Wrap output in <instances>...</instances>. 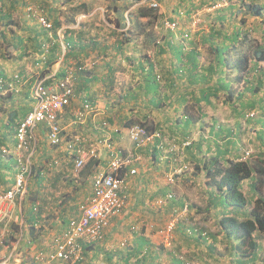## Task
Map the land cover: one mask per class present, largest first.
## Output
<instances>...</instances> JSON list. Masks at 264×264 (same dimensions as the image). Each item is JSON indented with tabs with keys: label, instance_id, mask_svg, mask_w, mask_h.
Here are the masks:
<instances>
[{
	"label": "trees",
	"instance_id": "1",
	"mask_svg": "<svg viewBox=\"0 0 264 264\" xmlns=\"http://www.w3.org/2000/svg\"><path fill=\"white\" fill-rule=\"evenodd\" d=\"M65 1L73 3L75 0ZM76 1L72 6L68 5L70 9V14L67 17L68 22L74 23L77 14L88 13L91 8V5L86 1ZM112 1V9L117 13L115 28L123 29L116 41L123 42L120 39L124 35L123 40L127 41L129 45L130 41H132L131 34L133 30H136L144 35V44L154 47L156 57L158 56V59L152 61L148 55H142L144 59L137 64H134L131 57H124L127 64L132 65L134 70L141 73L143 77L139 83V89L131 92L130 96L123 98L125 103H137L138 96L143 91L145 102L151 109L155 108L157 111L164 112L169 107L178 116H176V120L172 118L171 122L173 124L169 123V120L164 123L159 120H149V112H152L149 109V112L142 113L144 115L142 119L131 117L122 122L123 126H117L114 132L118 134V139L113 134L111 139L118 143V140L121 141L125 138L127 129L134 124L143 125L149 131L161 132L162 137L150 143L149 147L145 145L143 147L145 150L141 148L132 149V151L140 154L143 159L170 161L171 165L175 167L180 165L191 167V169L184 168L178 172L175 175L176 182L179 181V177L182 174L188 176L187 173H189L193 178L202 175L209 200L204 211L209 214V217L214 218L215 225L214 231H211L209 227L205 228L202 226L201 228V224L195 221V214H193L192 210L196 208L197 211L201 212L203 209L197 208L194 203L190 202L187 195L178 194L175 189L176 184H168L165 178L167 187L164 194L156 199V204H158L159 200H166L165 204L162 203L159 206H167V214L171 213L174 215L175 209L179 210L184 206L188 207V212L175 224L170 234L172 244L170 246L166 245V247L163 243L160 247L158 246L156 251L150 249L145 257L136 261V264H163L164 261L161 259L164 256L170 261V264H192L191 260L194 257L204 260V264H211L209 259L214 258L215 246L208 244L205 251L201 248V250L197 251V246L202 241H204L202 243H209V240L217 241L218 236L222 237L225 248L231 254L235 256L253 255L251 258L253 261L260 259L259 251L263 247L259 239H264V148H259L247 160H243L237 150L241 147L239 140L242 122L244 120L248 123L249 120L257 117V113L254 111V107L257 104L262 105L263 117L260 120L264 122V0H239L238 2L234 0H178L176 5L172 6L174 14L169 17V19H178L182 22L180 28L176 30L164 27L163 22L165 19L163 22L161 20L165 18V15L160 13L159 5L152 6L151 3L140 4L141 0ZM161 1L163 0H159L160 4ZM224 1H227V3L225 2L226 4H224ZM137 3L139 5L133 11H129V21H126L124 13L133 4ZM39 4L43 14L52 23V27H43L36 21V25L31 29L33 34H31L29 41L39 54V60L48 66H52L59 57L56 43L53 44V39L56 38L54 33L57 32V27L61 25V19L53 13L56 10L51 8L50 4L46 5L47 7L42 3ZM206 6L214 8L202 14V21L198 23L197 28L195 30L191 29L192 13ZM168 12H171V10ZM144 19L148 21H143ZM1 21L9 25L14 23L10 16L5 13L4 0H0ZM154 21L160 24L162 29L160 30V36L153 32L152 25ZM127 22H129V25ZM86 31L88 35L90 30ZM179 35L185 38L184 42H179ZM93 37L95 38L94 40L92 39ZM92 38L90 40L93 45L97 43L100 45V41L97 40L96 36H92ZM47 44L49 45L48 47H46ZM113 45L114 42L107 44V46L102 48V52L106 54L108 50L105 48H111ZM73 47L74 45L71 44L70 49ZM164 54H166V57L170 55L165 58L171 59L169 66H163L160 73H155L154 68H158V64L164 63L161 62L163 59L161 57ZM86 61H83V64L80 62L77 66L82 79L88 78L87 74H90L92 67L97 64H91L92 67H87L84 70L83 65L86 63L90 65ZM113 67L115 68H110L112 75L117 68H121V65L117 64V66L113 65ZM70 72L75 79L72 99L77 94H80V91H83L84 95L81 96V103L78 109L84 113L88 110L86 105L92 109L89 114L84 116V120H79L73 114V125L82 126L87 122L96 104L94 95L88 93L89 86L87 85L84 90V86L79 84L80 80L73 70L58 71L56 78L54 77L55 80L49 78L45 80V84L48 86L52 85L54 81L58 82L64 79ZM21 78L20 74L18 77H14L15 81H19ZM6 80L8 78L2 74L0 77L1 91L8 87L5 84ZM36 80L38 79L27 82L30 87L28 89L23 85L21 91L15 93L8 90L7 94L4 95V98H9L11 102L17 96L21 98L22 95L23 99L27 100L25 101L26 107H18L13 102V106L8 108L1 105L0 102V121L2 120L3 122L5 132H13L18 121L31 109L30 107L26 110L30 106L27 102H31L30 89ZM179 83L181 84L180 87ZM236 83H242V89L234 88ZM162 89L165 92H162ZM221 93L225 95L222 103L227 105L224 119H233L231 124H222L216 113H213L212 116L215 117H212L209 122L205 121L211 110H218L219 106L223 105L219 102V98L222 97ZM109 100H111L112 105L113 103L119 104L122 102L117 101L116 103V100H112L111 96H109ZM0 101H2V98H0ZM69 106L65 108L64 112L67 111ZM229 109L230 111L228 112ZM251 112H254L253 116L249 115ZM61 124L63 126V123ZM198 128L203 133H201L200 139L195 141L192 136L194 135L193 132ZM39 129L42 131L40 134H43L47 140L48 125L42 123L37 131ZM62 134L64 136L63 142L74 137L90 139L76 130L68 133L64 126ZM223 134L227 137L230 136V138L222 144L217 141V138ZM123 135L124 138L122 137ZM234 136H236V139H232ZM105 137L98 138L104 139ZM262 137L263 139H261ZM261 138L259 139L264 146V134ZM186 139H191V144L183 147L182 144ZM159 142L162 143L161 146H157ZM5 144L7 145L8 143H5L4 140L0 141V146ZM173 144H176L180 151H164L171 148ZM120 146L119 148L123 154L129 151L126 147L122 148L123 146ZM146 149L148 150L146 151ZM109 156L110 154L107 152L108 164ZM179 157L181 161L178 163L176 159ZM174 161L175 163H173ZM138 163V161H135L121 170V176L126 181L125 194L127 197V182L131 176L135 175L130 173V170L133 167L138 170ZM4 168L17 172V162L14 154L0 156V170ZM34 168L35 174L31 180L34 179L38 187L41 186L45 191L47 186L52 188L49 193H44L40 189L32 191L28 195L27 199L31 200V204L24 210V229L30 231V235H33L34 238H39L40 234L36 233L37 226H42V221L45 217L52 216L54 218V212H52V215L50 213L51 209L57 207V205H69V199H74L76 202H79L80 198L82 199L74 207L75 211H77L74 216L70 217L68 213L64 214L61 212L63 214L60 215L59 223L54 219L56 223L53 224L52 229H55L56 234H58L66 228L71 218L79 214L81 203L92 193L90 182L100 168L97 161L93 159L86 163L79 172V177H74L71 169L68 168L50 170L44 164ZM0 181H8L5 179V174L0 173ZM246 185L252 192L251 194L245 192ZM9 187L6 186L4 189L7 190ZM62 187L67 189V191H61ZM171 193L173 195L170 197ZM253 193L257 194L254 195ZM47 201L50 202L48 208ZM36 204H38V208L37 211H34L33 207ZM71 210H73L72 206ZM196 210L195 213L197 214ZM122 213L115 216L112 222L115 218L121 216ZM10 227V234L6 235V237L11 238L13 242L18 241L19 225L11 223ZM110 227L111 225L108 230ZM133 230V232L140 231L139 228H134ZM107 233L102 241L106 239ZM102 241L85 246L84 258L87 250ZM6 242L5 245L9 243V241ZM5 245L0 241V252ZM262 261L264 263V257Z\"/></svg>",
	"mask_w": 264,
	"mask_h": 264
},
{
	"label": "crops",
	"instance_id": "2",
	"mask_svg": "<svg viewBox=\"0 0 264 264\" xmlns=\"http://www.w3.org/2000/svg\"><path fill=\"white\" fill-rule=\"evenodd\" d=\"M76 2V0L73 1V3L66 2L65 0H4L5 13L10 16L12 21H14V23L10 25L2 21L0 22V77L3 74L8 78V80L5 81V84L8 87L2 89V91L0 90V98H2L5 107L11 108L13 106V102L8 103L6 102L8 101V98H4V94L8 90L16 93L18 91H21L23 85L26 86L27 89L30 88L27 83L28 81H33L39 78L44 80L53 78L55 80V76L57 75L58 71L61 72L73 70L80 80L79 84L84 86V90L86 89L87 85L89 86L88 93L94 95L96 104L87 122L82 126H74L73 113L76 111V109H78V106L81 103V96L84 95L83 91H80V94H77L72 99L71 105L67 108V111L60 115L61 123H63V126L68 133L72 130H76L84 136L94 139L98 137L103 138L104 136L112 137L113 134V136H117L116 138L118 139V134L114 133L117 126H123L122 122L131 117L142 119V116H144L142 113L149 112V109L152 110V112H149V120L154 119L162 121L164 123L166 119L161 117L162 114L157 111V109H151L149 106H147L143 91H141L140 95L138 96L139 99L137 100V103L133 102L130 104H126L125 100L123 99L125 96H130L131 92L139 89V83L143 78L142 74L136 72L134 70V67L130 64H127L124 58L126 56L131 57L134 64H137L140 60L144 59L141 55H146V53L141 54L139 52L137 46L140 45V41H138L139 39H134L144 38V35L140 34L138 31L133 30L131 34L132 41H130L131 43L129 45L127 44V41L123 40L124 35L120 39L123 42L116 41V38L119 37L123 29H116V32L113 31V35L111 34V37L114 38L117 43L114 41V45L111 48H105L106 50H108L106 54L112 53V56L104 58L106 60L103 61H99L98 59H96L97 64L93 67L92 65H87L88 63L83 65L84 70H86L87 67H92V69L90 70V74H87L88 78H81V74H79L77 68L79 63H82L86 60L88 61L90 57H94V55L96 54L105 55V53L102 52V48L109 44L110 40L108 39L110 35H104L103 32H94L92 22L94 23L95 18L92 17L93 10L91 4V8L88 13H79L75 16L74 23L68 22L67 17L70 14L68 5L72 6ZM39 3H42L45 6L50 4L51 8H54L56 10L53 11V13L55 15H58V17H60L61 19V25L57 27V32L54 33V37L56 36V38L53 39V44L56 43L57 54L59 55V57L52 66H48L47 64H44L39 60V54L34 50V48L31 46V42L29 41L31 34H33L31 29L34 27V25H36V20L34 18L33 20L29 13L26 12V10H28L30 6L37 5ZM38 6H40V4ZM82 16L84 17V19H79V17ZM96 24H98L97 21ZM86 30H90V33L88 35L86 34ZM96 34H98V36L100 37V39H97L98 41H100V45L99 43H97L96 45H93L91 43L90 38H92V36L97 37ZM160 35L161 34L159 31L157 33V36ZM92 39L94 40L95 38L93 37ZM66 43H71L72 45H74V47L66 51L63 48ZM137 43L139 45H137ZM115 55L118 58V62H120L118 64L121 65V68H117L115 73L112 75L110 73V68H115L113 67L114 64L112 63V61L115 60ZM148 56L152 61L158 59V56L156 57L154 47L150 49ZM167 57L166 54L161 57L163 58L161 62L164 63L158 64V68H154L155 73H160L163 66H169V61L171 59H165ZM19 74L22 77L21 80L15 81L16 79H14L13 76ZM53 83H55V81ZM180 86L181 84L179 83V87ZM162 92H165V90L162 89ZM109 96H111L112 100H116V103L117 101L122 102L119 104L113 103L112 105L111 100H109ZM19 99L20 96H17V98L15 99L16 104ZM168 112L170 114V116L168 117L170 118L173 116L172 118L176 120V116H178V114L173 112V110L169 107ZM171 120H169V123H172ZM229 121L230 120H228V122ZM221 123L225 124V121H222ZM245 124V126L248 125V128L254 130L253 134L256 137L261 138V136L264 134V122H262L260 119H255ZM197 131L203 133L200 128H198L195 132ZM41 132L42 131H40V129L37 131L38 138L40 140L37 152L41 147V142H44V144H42V147L47 145L44 151H47L49 147H53H51L49 142L46 140V137L43 134H40ZM243 137H240V144L242 142L241 138L244 139ZM229 138L230 136L227 137L223 134L218 136L217 141L223 144ZM232 139H236V136L232 137ZM261 139H263V137ZM2 140H4L5 143L13 145L14 131L12 133L5 132L3 128V122L1 120L0 141ZM118 143L119 145L125 146L127 149L134 148V146L131 145V142L126 138L122 139L121 141L118 140ZM149 144L148 147L150 146ZM247 147L248 145L242 148L244 150H247L249 149ZM258 147L264 148L263 144L261 143ZM259 148L255 152H257ZM58 149L59 151L64 152L63 155L66 156L65 147H60ZM143 150H145V148H143ZM147 150L148 149H146V151ZM39 157L40 156L36 153L35 159H39ZM51 159L52 157H49V159L45 161L46 163L44 162V165H46L47 162ZM93 160H96L98 167L104 170L108 165L107 151L105 149H102L99 158H95ZM39 163H41V161H39ZM69 164H62L55 169H69ZM171 164L172 163H170V161H152V159L150 158L148 160L147 158H145L138 163V174L131 176L127 182V204L122 215L114 219L111 227L108 230L106 239L101 243L94 245L93 248L87 250L82 264H136V261L140 260L139 258L145 257L150 249L156 251L158 249V246L160 247L163 243L165 246H170L172 244V242H170V245H168L166 240L164 241L162 238L163 236L159 233V229L164 227L170 221L172 214L166 213L167 206L163 205L162 207L159 206L161 204H156V199L164 194L167 187V184L165 182V175L163 176V173H165L164 169H167V172L172 170L173 166ZM189 169H191V167ZM0 173L5 174V179L8 180L7 182L0 181L1 184L4 183L8 184L7 186H9L13 183L16 171L7 170L4 168L0 170ZM7 174L10 175V178ZM187 174L188 176L183 174L180 175L179 180L182 179L183 181H193V176L189 175V173ZM198 177H200V175ZM245 192L248 194L252 193L247 185L245 186ZM253 194L255 195L257 193ZM192 212L193 214L195 213L193 210ZM55 220L57 221V219ZM203 220L204 219L200 220L196 218V221L201 224V228L202 226H204L205 228L209 226V229L211 231L215 230V225H213L214 218H212L211 222L212 227H210V224L206 223ZM55 223V221H52V224ZM133 227L135 229L139 228L140 231L133 232ZM159 234L162 236L161 238ZM53 238L54 236L51 237L50 241H48L45 245H51ZM222 240V237L218 236L217 241L209 240V243H202L204 242L202 241L201 244L197 246V251L201 249L205 251V248L208 247V244L215 246V251L213 252L214 258L209 259L211 264H264L262 261V258L264 257V239H259V242H261L263 249L260 248V259H255L256 261H253L251 259L253 255L235 256L234 254H231L230 251L225 248V244ZM36 254L37 253H35V255ZM34 258L32 259L31 264H44L39 263ZM194 258H192L191 260L192 264H204V260L202 261L200 258ZM161 260L164 261L163 264H170V261L166 258V256H164ZM24 264H30L26 261L25 257Z\"/></svg>",
	"mask_w": 264,
	"mask_h": 264
},
{
	"label": "built area",
	"instance_id": "3",
	"mask_svg": "<svg viewBox=\"0 0 264 264\" xmlns=\"http://www.w3.org/2000/svg\"><path fill=\"white\" fill-rule=\"evenodd\" d=\"M151 5L157 6L158 4L153 2ZM28 11L29 15L40 25L46 28L52 27V23L43 14L40 6H30ZM164 24L166 28L170 29L177 27V22L171 19H165ZM48 46L47 44L46 47ZM70 47L71 44L69 43L63 46L66 51ZM13 77H18V75ZM74 89L75 79L71 72L64 79L49 86L45 84L44 79L36 80L30 89L32 107L18 121L14 130L13 145L0 146V156L15 155L18 169L10 187L7 190L0 191V241L3 242L4 237L10 234L11 223L18 224L20 228L19 240L14 248L19 244L25 233L23 203L28 196L30 181L35 174L34 167L37 166L38 168L40 166L36 163L35 156L39 145L37 129L42 123L48 125L47 141L49 144L55 148L65 147L66 152V156L53 157L47 162L46 165L50 170H54L62 164H69L70 161H73L75 170H81L89 160L99 158L102 149L110 154L108 166L93 177L92 193L81 203L79 214L70 219L64 230L54 235L47 252L44 250L38 251L35 255V259L39 263L80 264L82 262L85 246L102 241L112 219L121 214L127 204L126 181L121 176V170L135 161L141 162L143 158L140 154L134 153L132 149L123 154L119 148L120 145L112 141L111 137H105L104 139L74 137L63 142V126L60 115L71 104ZM86 108L88 110L85 113L77 109L73 113L74 116L79 120H84V116L92 110L87 105ZM249 115L253 116L254 112ZM122 137L124 138V135ZM125 137L134 146L133 149H141L161 138L162 134L159 131H149L143 125L134 124L127 129ZM190 144L191 139H186L182 146ZM161 145L162 143L159 142L157 146ZM175 150L180 151L178 146L173 144L171 148L164 151ZM251 153L252 150H246L242 159L247 160ZM176 160L178 163L181 161L180 157ZM184 168L189 169L190 167L188 165L173 166L172 170L166 172L167 183L175 185L177 181L175 175ZM137 171V168L133 167L130 173L136 174ZM172 195L173 193L170 197ZM165 202L166 200H159L157 203L162 204ZM33 208L34 211H37L38 204L34 205ZM187 212V206L179 210L175 209L170 221L159 229V233L168 245H170V234L175 224ZM15 254V249L10 250L0 258V264H20V258Z\"/></svg>",
	"mask_w": 264,
	"mask_h": 264
},
{
	"label": "rangeland",
	"instance_id": "4",
	"mask_svg": "<svg viewBox=\"0 0 264 264\" xmlns=\"http://www.w3.org/2000/svg\"><path fill=\"white\" fill-rule=\"evenodd\" d=\"M79 1H81V0H79ZM82 1H86L89 4L92 5V10H93L92 11V17L95 18L94 19V23L92 22V26L95 27L94 28V32L95 33H97V32L98 33L99 32H103L104 35H107L108 34V35H110V37L108 39V40H110L109 44L112 43V42H114L115 40H114V38L111 37V34L113 33L114 30H116V28H115V19L117 17V13L116 12L114 13V10L112 9L113 8V1L112 0H82ZM177 1L178 0H163V1H161V4H160L159 0H141L140 1V4L141 3H148L149 4V3L156 2L160 6V13H162V14L165 15V18H162V20H161L163 22L164 19H169V17L174 14L172 12V10H173L172 9V6H175L176 3H177ZM234 1H237L238 2L239 0H234ZM225 2L227 3V1H224V4H226ZM38 5L39 4L33 5V6L35 7V6H38ZM138 5H139L138 3L137 4H133L129 8V10L124 13V16L126 18V21H129V11H133L135 9V7L138 6ZM217 6H219V5H217ZM213 8L214 7H211L210 8L209 6H206L203 9L200 8L199 10H195L192 13L191 29H194L195 30L197 28V26H198V23L200 21H202V14H204L205 12L210 11ZM169 10H171V12H168ZM23 11H24V9H23ZM26 12H29V11L26 10ZM185 17H186V15H185ZM80 18L81 19H84L83 16L82 17H79V19ZM171 20H173V19H171ZM175 20L178 21V26L174 30L180 28L181 23H182L178 19H175ZM96 21H97L98 24H96ZM143 21H148V20L147 19H144ZM128 23L129 22H127V24ZM163 25H164V23H163ZM152 26H153V32H154V34H157L160 30H162L160 28L159 22H157V21H154V24ZM164 27H165V25H164ZM166 29H168V28H166ZM96 35H97V38L100 39V37L98 36V34H96ZM179 37H180V39H179L180 41L178 40L179 42H184L185 41V38H182L180 35H179ZM134 39L135 40H138L139 39L138 41H140V45L141 46L137 43V45H139V46H137V49L139 50V52L141 54L146 53V55H149V51L152 48V46H148V45L146 46L144 44V38H142V39H140V38H134ZM140 49H142V50H140ZM111 56H112V53H109L108 55H106V54L105 55H103V54H96V55H94V57H90L89 60H88V62L91 65V64L97 63V62H95V61H97L96 59H98L99 61H103V60H106L104 58L111 57ZM114 58H115V60H113L112 62L114 64V66H117V64L120 63V62H118V58L116 57V55L114 56ZM122 66H123V63H122ZM234 88L242 89V83L241 84L236 83L234 85ZM6 94L7 93H5L4 95H6ZM221 95H222V97L219 98L220 99L219 102L221 104H223V105L219 106L218 110H215V109L214 110H211L209 112L208 117L206 118L205 121H208L209 122L212 119V117H215V116H212L213 113H216L217 116L221 119V121H225V123L231 124V123H233L232 122L233 119H224L225 118L226 111H227V107H226L227 105L225 103H222V100L225 97V95L222 94V93H221ZM7 100L8 101H6V102H8V103L11 102L9 100V98ZM25 101H27V100H24L23 99V95H22V97L18 100L17 104L16 103H14V104H16L18 107H24V106L26 107ZM0 102H2L1 105H4L5 106V104H3V101H0ZM13 102H15V100ZM27 103L30 106H28L26 108V110H28L30 107H32V104L29 101ZM261 106L262 105L257 104L254 107V111L257 113V117L255 118L256 120L257 119H261L263 117V109H262ZM229 111H230V109L228 110V112ZM167 112H168V108L164 112H160L162 114L161 117L165 118L166 120H171L173 116L170 117L171 118L170 119L168 117V116H170V114H169V112L168 113ZM227 120H230V121L228 122ZM249 121H252V120H249ZM244 122L245 121L243 120L242 127H241L242 130L240 132V137H243L244 136L243 137L244 139L241 138V141H242L241 144H240L241 147H240V149L237 150V152L239 154H241L240 155L241 157H243V155L245 154V151H246L242 147L248 145L247 148H249V150H252V153H255V151L259 148L258 146L260 145V143L262 144V141L259 139V137H256L253 134V131L254 130L248 128L249 127L248 125L245 126L246 125L245 123H247V122H245V123ZM233 127H235V126H233ZM193 134L194 135L192 136V138H195V141H197V140L200 139L199 137L201 136V132H198L197 131V132H193ZM125 138L127 139V137H125ZM39 144H40V140H39ZM42 144H44V142L43 143L41 142V147H40L39 151L36 152L40 156L39 159H35V161H36L37 164H45L46 163L45 161L47 159H49V157H52V158L53 157H64V155H63L64 152H61V151H59L58 148L56 149L55 147H52V146H51L52 148L49 147L47 151H44V149L46 148L47 145L44 146V147H42ZM123 147H125V146H123ZM41 153H43V154H41ZM251 157H252V154H251V156H249V158H251ZM39 161H41V163H39ZM68 167H69V169H71V172L74 175V177H79V172L83 169L82 168L81 170H75L74 169V165H73V161H70V164H69ZM161 168H163V167H161ZM102 170L103 169H99L97 172H100ZM166 172H167V170H165V173L163 174V176L166 175ZM8 177L10 178V175H8ZM192 179H193V182L190 181V180L189 181H183L182 179H180L178 182H176L175 189H176V191H177L178 194L184 193V195H187L188 198H189L188 200L190 202L194 203L197 208H201V210L203 209L201 212L197 211L196 208L193 209L194 212H195V210L197 212H199L197 214L194 213L195 214L194 215L195 216V221H196V218L197 219H200V220L201 219H204L203 221H205L206 223L210 224V227H212V224H211L212 218H211V216L210 217L208 216L209 214H207L206 211H204V209H205L206 205L208 204L209 200H208L207 192L205 190V185H204L203 177H202V175H200V177H198L196 179L195 178H192ZM7 185L8 184H4V183L1 184L0 183V191L5 190L4 188ZM91 187H92V185H91V182H90V188ZM40 189H42L41 186L38 187V184L33 179L30 182V189H29L28 195H30V192L35 191V190H40ZM45 189H46V191L44 190V188L42 189L43 192L44 193H46V192L49 193L50 189H52V188L49 187V186H47ZM61 191H64L65 192V191H67V189H64L63 188ZM27 198H28V196H27ZM81 200L82 199L80 198L79 199V202ZM30 201H31L30 199H27L23 203V209L24 210L26 209V207L28 205L31 204ZM79 202H76L74 199H69V201H68V204L69 205H66V204L63 205V206L57 205V207H54L53 209H51L50 210V213L52 215L53 214L52 212H54V214H53L54 218L52 216H50V217L47 218V216H46L45 219L42 221L43 222L42 226H37V230L38 231L36 230V233L37 234H40L39 238H37V237L34 238L33 235H30V231H26L25 230V233H24L23 237L21 238L19 244L14 248L15 244L17 243V241L13 242V240L11 238L5 236V238L3 239L2 244L5 245V243H7L6 241H9V243L6 244L5 247H4V249L0 252V258L2 256H4L5 254H7L8 252H10V250L15 249V253H16L15 255L18 258H20V264H24V257H25L26 261L31 264L32 259L35 257V253H37L39 250H44V251L47 252L49 250V248H50V244L48 246H46L45 244L48 241H50L51 237H53L56 234L55 229H52L53 228L52 227L53 226L52 221H55L54 219H57V223H59L58 221H60V219H59L60 218V215L63 214V213L64 214H67L68 213V216L70 215V217L74 216L76 214V212H77V211H75L74 207ZM49 204H50V202L47 201V208H48ZM71 206H72L73 210H71ZM61 212H63V213H61ZM55 217H57V218H55ZM161 237L162 236L160 235V238ZM162 238L164 240V237H162Z\"/></svg>",
	"mask_w": 264,
	"mask_h": 264
},
{
	"label": "clouds",
	"instance_id": "5",
	"mask_svg": "<svg viewBox=\"0 0 264 264\" xmlns=\"http://www.w3.org/2000/svg\"><path fill=\"white\" fill-rule=\"evenodd\" d=\"M173 21H176V20H173ZM177 22V26H178V21H176ZM164 23V22H163ZM165 25V24H164ZM168 29H170V28H168ZM171 30H174V29H171ZM184 35H186V34H184Z\"/></svg>",
	"mask_w": 264,
	"mask_h": 264
}]
</instances>
